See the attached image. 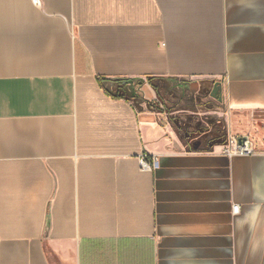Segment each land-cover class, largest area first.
<instances>
[{
	"label": "crops",
	"instance_id": "1",
	"mask_svg": "<svg viewBox=\"0 0 264 264\" xmlns=\"http://www.w3.org/2000/svg\"><path fill=\"white\" fill-rule=\"evenodd\" d=\"M0 264H264V0H0Z\"/></svg>",
	"mask_w": 264,
	"mask_h": 264
},
{
	"label": "built area",
	"instance_id": "2",
	"mask_svg": "<svg viewBox=\"0 0 264 264\" xmlns=\"http://www.w3.org/2000/svg\"><path fill=\"white\" fill-rule=\"evenodd\" d=\"M220 153L227 157H237V156H251L255 154V151L247 141V139H237L236 137H230L227 143L221 147ZM143 167H147L146 164H142ZM232 212L236 214L238 212V207H233Z\"/></svg>",
	"mask_w": 264,
	"mask_h": 264
},
{
	"label": "water",
	"instance_id": "3",
	"mask_svg": "<svg viewBox=\"0 0 264 264\" xmlns=\"http://www.w3.org/2000/svg\"><path fill=\"white\" fill-rule=\"evenodd\" d=\"M221 85L219 83H215L211 92V98L217 101H221Z\"/></svg>",
	"mask_w": 264,
	"mask_h": 264
}]
</instances>
